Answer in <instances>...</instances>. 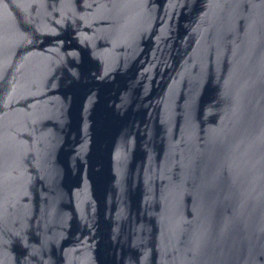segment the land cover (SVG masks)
I'll use <instances>...</instances> for the list:
<instances>
[{
    "label": "water",
    "instance_id": "1",
    "mask_svg": "<svg viewBox=\"0 0 264 264\" xmlns=\"http://www.w3.org/2000/svg\"><path fill=\"white\" fill-rule=\"evenodd\" d=\"M0 264H264V0H0Z\"/></svg>",
    "mask_w": 264,
    "mask_h": 264
}]
</instances>
